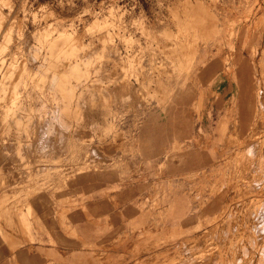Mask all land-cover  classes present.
<instances>
[{
	"label": "rangeland",
	"instance_id": "1",
	"mask_svg": "<svg viewBox=\"0 0 264 264\" xmlns=\"http://www.w3.org/2000/svg\"><path fill=\"white\" fill-rule=\"evenodd\" d=\"M240 28L258 38L260 112L248 136L230 129L220 167L193 190L232 202L264 197V0H0V172L10 174L3 189H14L3 201L60 192L109 162L127 143L120 119L160 104L200 48L214 41L219 51ZM223 207L189 229L143 218L118 237L121 252L95 255L97 264H264V222L251 219L255 210Z\"/></svg>",
	"mask_w": 264,
	"mask_h": 264
},
{
	"label": "crops",
	"instance_id": "2",
	"mask_svg": "<svg viewBox=\"0 0 264 264\" xmlns=\"http://www.w3.org/2000/svg\"><path fill=\"white\" fill-rule=\"evenodd\" d=\"M241 29L223 38L219 51L214 41L200 48L189 71L167 85L160 104L123 116L124 149L74 175L60 192L5 196L4 202L14 189H3L10 174L0 172V264H97L95 253H120L118 237L132 234L143 218L159 228L189 229L228 203L264 220V197L232 202L193 191L196 177L220 167L230 129L238 131L260 112L254 99L262 91L253 57L258 38ZM15 177L12 186L20 182ZM155 203L160 207L152 209Z\"/></svg>",
	"mask_w": 264,
	"mask_h": 264
},
{
	"label": "bare ground",
	"instance_id": "3",
	"mask_svg": "<svg viewBox=\"0 0 264 264\" xmlns=\"http://www.w3.org/2000/svg\"><path fill=\"white\" fill-rule=\"evenodd\" d=\"M60 31H61V30H60ZM67 34H68V33H66V31H64V30L62 29V31L59 32L58 35H57V36H58V40H59V41H63V44H64V43H67V42H66V41L68 40V37H67L68 35H67ZM55 38H56V37H55ZM57 44H58V43H57ZM54 45H56V44H54ZM54 45H53V46H54ZM58 45H59V44H58ZM66 45H67V44H66ZM60 46H61V45H59L58 47H60ZM64 47H66V46H64ZM66 48H67V47H66ZM58 49H60V48H58ZM61 50H63V49L61 48ZM65 51H66V50H65ZM65 51L63 50L64 54H65ZM56 52H57V50H56ZM61 52H62V51H61ZM59 54H60V53H59ZM12 65H13V64H12ZM47 65H48V64H47ZM61 65H62V64H61ZM61 65H60V66H61ZM3 76H4V75H3ZM10 76H11V75H10ZM6 78H9V77H6ZM254 118H255V115L252 116V117H250V118H248L247 120H244L243 123L240 125V129H239V131H240L241 133H242V132H246V134H247V136H248V135H249L248 130L250 129V126H251V124H252ZM241 135H243V134H241ZM241 138H243V137H241ZM257 213L259 214V212H257ZM258 214H257V215H258ZM263 215H264V214H263ZM263 215H262V216H263ZM253 216H254V215H253ZM257 218H258V217H257ZM253 219H254V217H253ZM256 220H257V219H256ZM258 220L261 221V223L259 222L260 224H262V222H264V220H263V221L260 220V217H259ZM9 222H10V221H9ZM9 222H8V226L10 225ZM14 222H15V221H14ZM12 225H13V224H12ZM10 226H11V225H10ZM257 226L259 227V225H257ZM11 227H12V226H11ZM252 227H253V226H252ZM258 227H257V228H258ZM260 227H261V225H260ZM262 227H264L263 224H262ZM262 227H261V228H262ZM9 228H10V227H9ZM257 228H256V229H257ZM11 229H12V228H11ZM250 229H252V228L250 227ZM259 229H260V228H259ZM259 229H258V230H259ZM260 230H261V229H260ZM263 230H264V229L262 228V231H261L262 233H264ZM13 231H14V230H13ZM250 232H251V230H250ZM262 233H261V234H262ZM249 241H250V240H249ZM249 241H248V242H249ZM248 242H247V243H248ZM251 242H252V241H251ZM251 242H249V243H251ZM263 242H264V241H263ZM248 245H249V244H248ZM251 245H252V243H251ZM253 245H254V244H253ZM262 246H263V245H262ZM247 247H248V246H247ZM250 247H251V246H250ZM252 247H253V246H252ZM228 249H229V248H228ZM230 250H231V248H230ZM263 250H264V249H263ZM225 251H226V250H225ZM231 251H232V250H231ZM227 252H228V250H227ZM244 252L247 253L246 249H245ZM263 253H264V251L262 252V257H263V255H264ZM260 254H261V253H260ZM95 255H96V253H95ZM260 258H261V257H260ZM260 260H261V259H260ZM262 260H263V258H262Z\"/></svg>",
	"mask_w": 264,
	"mask_h": 264
}]
</instances>
